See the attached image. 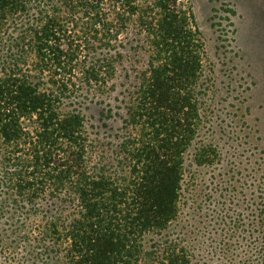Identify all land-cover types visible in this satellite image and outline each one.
<instances>
[{
    "label": "trees",
    "instance_id": "obj_1",
    "mask_svg": "<svg viewBox=\"0 0 264 264\" xmlns=\"http://www.w3.org/2000/svg\"><path fill=\"white\" fill-rule=\"evenodd\" d=\"M203 56L188 0H0V264H200L177 202ZM257 182L249 218L207 215L204 264H264Z\"/></svg>",
    "mask_w": 264,
    "mask_h": 264
},
{
    "label": "rangeland",
    "instance_id": "obj_2",
    "mask_svg": "<svg viewBox=\"0 0 264 264\" xmlns=\"http://www.w3.org/2000/svg\"><path fill=\"white\" fill-rule=\"evenodd\" d=\"M188 3L203 37V73L211 91L204 97L206 129L184 154L177 228L187 233L195 262L204 264L215 246L210 238L219 239L204 231L214 226L207 215L230 199L249 218L264 170V0ZM200 141L216 145V163L204 165L196 156Z\"/></svg>",
    "mask_w": 264,
    "mask_h": 264
}]
</instances>
